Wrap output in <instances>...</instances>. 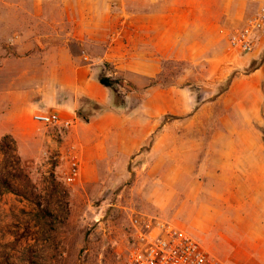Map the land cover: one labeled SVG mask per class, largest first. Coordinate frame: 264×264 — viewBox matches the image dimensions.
<instances>
[{
    "label": "rangeland",
    "instance_id": "rangeland-1",
    "mask_svg": "<svg viewBox=\"0 0 264 264\" xmlns=\"http://www.w3.org/2000/svg\"><path fill=\"white\" fill-rule=\"evenodd\" d=\"M35 1L42 6L41 31H50L54 22L58 29L56 39H41L36 56L43 61L49 56L47 44L53 41L59 48L67 46L85 63V42L74 38L84 34L81 23L85 15L125 20L104 24L107 43L124 37V44L128 43L125 34L131 27L145 26L132 23L133 16L150 12L174 16L175 20L169 22L152 23L156 28L151 32L154 43L163 44V49L172 53L161 56L157 53L161 46L150 48L155 60L163 58L149 86L141 88L140 78L133 75L131 81L110 64H105L100 76L117 73L113 80L119 82L117 90L125 103L115 107L112 99L108 109L120 115L129 116L131 110L140 112L142 99L151 88L175 89L193 96L190 113L181 118L163 117L138 154L113 161L111 166H91L85 180L81 176L68 185L64 172L69 167V150H76L81 158L82 150L74 142L61 139L59 129L34 123L33 115L38 111L25 108L13 118L7 107L10 96L34 98L48 73L28 72L26 60L35 56L19 52L23 42L20 33L6 31L7 22H16L23 15L20 5L28 4L34 11ZM257 10L258 2L252 0H0V142L9 138L0 144V171L22 192L0 189V264H126L137 237L136 220L144 224L153 218L183 229L208 250L197 216L190 210L194 199L226 198L235 205L249 206L248 195L255 185L237 180L234 168L226 167L222 155L230 158L234 146L247 147L255 140L261 155L264 152V78L258 83L253 80L264 72V32L251 54H236L228 46L230 34L244 27ZM32 42L24 40L26 44ZM92 51L97 53L100 48ZM127 97L131 106L126 103ZM219 97L222 99L216 109L204 110ZM254 101L258 105L256 116L252 114ZM200 110L205 111L204 117L212 114V120L207 117L205 123H194L191 117ZM99 114L94 105L80 100L76 119L84 122L83 117L91 120ZM205 126L213 131L249 126L253 133L215 136L195 129ZM20 131L28 138H23ZM167 147L170 157L174 156L171 159H167ZM94 154L96 151L90 148L89 155ZM251 156L258 158L257 153ZM65 203L66 219L62 212ZM44 209L53 218L43 214ZM186 209L190 214L182 213ZM55 216L59 218L54 220Z\"/></svg>",
    "mask_w": 264,
    "mask_h": 264
},
{
    "label": "crops",
    "instance_id": "crops-1",
    "mask_svg": "<svg viewBox=\"0 0 264 264\" xmlns=\"http://www.w3.org/2000/svg\"><path fill=\"white\" fill-rule=\"evenodd\" d=\"M154 1L157 0H148V2ZM20 7L23 15H19L16 22H7L6 31L20 33L23 42L18 46L19 52H27L30 56H35L26 60L28 72L33 71L32 73L36 74L38 71H44L48 73L44 75L45 83L41 84L39 91L34 93V98L21 95L10 96L8 110L13 113L11 116L13 118L18 117L20 110L32 108L34 111H38L37 113H57L74 123L77 120L74 127L61 139L74 142V145L82 150L81 176L84 180L87 169L91 166H111L113 161L120 158H131L138 154L163 117L171 115L181 118L190 113L195 103L193 96L188 97L185 92L175 89L157 90L151 88L146 91L145 97L142 99L140 112L131 110L129 116L120 115L119 112L108 109L112 105V91L100 85L98 81L100 73L105 71V64H110L118 69L119 74H125V78L131 81L133 75L135 78H140L139 86L141 88L149 86V83L159 72V63L163 58L155 60L154 53L150 49L161 46L157 42L154 43V35L152 36L151 32L156 28L152 23L169 22L171 19L175 20L174 16L153 12L136 18L133 16L132 23H144L145 26L131 27V31L125 34L128 43L124 44V37L116 42L107 43L104 24L113 19L118 22H125V20L122 18L119 20L111 15H85V21L81 23L84 34L74 35V38L78 37L82 42H85V63L75 57L67 46L59 48L58 44L53 41L47 44L50 49L49 56L43 61L36 56L42 47L41 39L43 36L56 39L58 36L57 24L54 22L50 26V31L43 33L40 29L42 15L40 1H35L34 11L28 4L20 5ZM143 29H145V35ZM26 39H32L33 42L26 44L24 43ZM134 41L136 42L135 46ZM94 47L100 48V51L93 53ZM157 53L166 56L172 51L163 49L162 44ZM114 75L108 73L106 77L113 80L116 79L113 77ZM26 76L29 77V75ZM263 78L264 72L253 80L258 83ZM30 82L28 80L29 85ZM222 97L209 104L204 110L207 108L210 109L209 111L216 109ZM82 99L92 101L107 110L93 117L89 123L81 122L76 119V111ZM126 100V103L131 106L130 98L127 97ZM252 106V114L256 116L258 113L257 102L254 101ZM204 112L203 110L196 111L191 117L193 122L205 123L208 120L207 117L211 121L212 114L204 117ZM246 113L248 119L250 117L248 109ZM195 129L201 133H213L215 136L218 134L253 133V129L249 126L243 129L229 126L219 131L216 128L214 131L210 130V127L207 126ZM21 133L24 134L23 138H28L26 133ZM48 139L51 140L52 137H48ZM216 139L214 138V140ZM90 148L94 152L96 151L93 156L89 155ZM166 151L167 159L174 157L173 155L170 157L168 147ZM233 152L234 154L232 152L230 154L233 160L227 154L222 155L225 158L226 167L234 168L233 172H235L237 180L255 185L253 186L255 189L248 195L249 206L235 205L231 199L213 200L200 196V198L194 199L196 203L190 207V210L197 216L201 227L200 232L208 250L203 247L221 264H264V152L261 155L260 146L256 140L254 144L247 147L237 146L235 148L234 146ZM256 153L258 158H252L251 154ZM182 157L183 155L179 152L178 158ZM192 157H196V155ZM235 157L236 159H234ZM206 176L210 177L211 175L207 174ZM255 205L256 207H253ZM182 213L186 215L190 214V211L186 209ZM243 221H245L244 224Z\"/></svg>",
    "mask_w": 264,
    "mask_h": 264
},
{
    "label": "built area",
    "instance_id": "built-area-1",
    "mask_svg": "<svg viewBox=\"0 0 264 264\" xmlns=\"http://www.w3.org/2000/svg\"><path fill=\"white\" fill-rule=\"evenodd\" d=\"M252 1L258 2L257 13L228 38L229 50L236 54L254 52L264 32V0ZM33 121L59 129L63 136L72 128L73 122L57 113H35ZM68 157L69 167L64 172V181L72 185L81 177L82 160L74 149L69 150ZM136 223L137 237L128 253L126 264H221L194 237L168 221L153 218L144 224L137 220Z\"/></svg>",
    "mask_w": 264,
    "mask_h": 264
},
{
    "label": "trees",
    "instance_id": "trees-1",
    "mask_svg": "<svg viewBox=\"0 0 264 264\" xmlns=\"http://www.w3.org/2000/svg\"><path fill=\"white\" fill-rule=\"evenodd\" d=\"M100 85H102L103 87L107 88V89H110L112 91V94H113V106L115 107H123L124 106V101L121 100V97H120V93L118 92L117 90V86L119 84V82L117 80H112L111 78H108L106 76H100L99 79H98ZM230 85V83H229ZM89 103H91L92 105L95 106V108L99 111V113H103L104 111L107 110V108L105 107H101L99 106L98 104L92 102V101H87ZM82 120L85 122V123H89L90 122V118L89 117H83ZM9 138L8 137H4L0 144H4L5 141H7ZM10 149V148H8ZM3 151V150H1ZM12 151H15L14 149H12ZM6 154V152H4ZM17 165L20 164V160L19 158L17 159ZM26 187L29 188V186L27 185ZM30 188L33 190L34 188H32L30 186ZM0 189H6L7 191H11V192H15V193H22V192H18L17 189L14 188L11 180L9 179L8 176H6L5 174L2 173V171H0ZM20 195V194H18ZM22 195V194H21ZM27 199H31V198H27ZM64 200H65V197H64ZM39 206H41L40 203H38ZM68 205L65 203L64 206H63V210L62 212L64 213L63 214V217L65 215V219L66 217L68 216ZM43 214H45L47 217H51L53 218V215L51 214V212L48 210V209H44L42 211ZM59 218V216H55L54 217V220H57ZM64 220V219H63Z\"/></svg>",
    "mask_w": 264,
    "mask_h": 264
}]
</instances>
